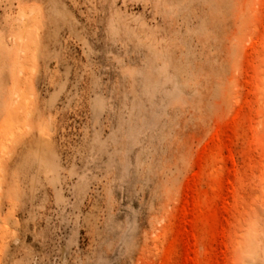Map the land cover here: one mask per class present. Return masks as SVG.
Segmentation results:
<instances>
[{"label":"rangeland","instance_id":"374dc122","mask_svg":"<svg viewBox=\"0 0 264 264\" xmlns=\"http://www.w3.org/2000/svg\"><path fill=\"white\" fill-rule=\"evenodd\" d=\"M0 264H264V0H0Z\"/></svg>","mask_w":264,"mask_h":264}]
</instances>
